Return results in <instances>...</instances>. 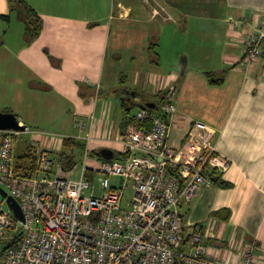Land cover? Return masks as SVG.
Instances as JSON below:
<instances>
[{
  "label": "crops",
  "instance_id": "crops-1",
  "mask_svg": "<svg viewBox=\"0 0 264 264\" xmlns=\"http://www.w3.org/2000/svg\"><path fill=\"white\" fill-rule=\"evenodd\" d=\"M156 1L173 20L154 17L146 0H0V16H10L0 22V112L15 114L40 144L60 135L56 159L87 147L80 122L92 153H121L119 138L136 116L128 112L154 103L162 114L175 90L171 145L181 147L200 121L222 132L218 150L231 162L221 184L184 205V225L203 230L207 245L234 264L257 241L264 264V61L249 71L242 65L264 0ZM25 8L41 21L34 39Z\"/></svg>",
  "mask_w": 264,
  "mask_h": 264
},
{
  "label": "built area",
  "instance_id": "built-area-1",
  "mask_svg": "<svg viewBox=\"0 0 264 264\" xmlns=\"http://www.w3.org/2000/svg\"><path fill=\"white\" fill-rule=\"evenodd\" d=\"M146 2L154 4V17L173 20L156 0ZM261 60L264 18L245 37L242 65L249 71ZM175 96V90L167 95L162 114L140 109L119 138V159L98 167L88 163L86 123L76 124L87 143L78 178L76 164L53 175L56 154L34 149V174L18 175L14 146L21 132H1L0 187L24 214L20 220L0 194V239L14 234L4 264H234L207 245L203 230L183 224L184 205L212 188L211 175L226 173L231 162L218 150L222 132L200 121H193L181 147L171 145ZM258 251L257 241L246 245L240 264H258Z\"/></svg>",
  "mask_w": 264,
  "mask_h": 264
},
{
  "label": "rangeland",
  "instance_id": "rangeland-1",
  "mask_svg": "<svg viewBox=\"0 0 264 264\" xmlns=\"http://www.w3.org/2000/svg\"><path fill=\"white\" fill-rule=\"evenodd\" d=\"M139 111V107H135L133 109L130 110V112H128L129 115L131 116H135ZM157 112H160V108L156 110ZM122 114L124 115L126 112L122 111ZM127 114V113H126ZM118 118V117H117ZM39 137V135H35L33 133H27V132H21V134L19 135V137L17 138V140L15 141V146H14V155L15 158L18 159L20 157H22L23 155H25L27 148L30 146H34L36 148L37 151H51L53 153H57V147H56V142L55 139H60L61 136H54V134H51L50 136H48V139L50 138L51 140V144L49 146H46V144H40L39 141L37 140V138ZM34 140H37V142H34ZM99 151V150H98ZM95 152L90 154L89 158H88V163L93 166V167H98L101 161H105L103 160L100 156H99V152ZM115 152L118 154L119 151L115 150ZM74 158H75V162H76V169L73 172V177L74 178H78L79 177V172L82 169V166L84 164V160H85V149L81 150L79 148L75 149L74 152ZM116 159H119V155L116 156ZM64 162L56 159V168L53 172V175H56L57 173H68V172H64L62 170V168H64ZM117 181L113 180V183H116ZM120 182H117V185ZM100 186H98L97 189V193L100 194ZM14 237L13 232L7 231L6 234L0 239V264H4V255H5V250L6 248L9 246V244L11 243L12 239Z\"/></svg>",
  "mask_w": 264,
  "mask_h": 264
},
{
  "label": "trees",
  "instance_id": "trees-1",
  "mask_svg": "<svg viewBox=\"0 0 264 264\" xmlns=\"http://www.w3.org/2000/svg\"><path fill=\"white\" fill-rule=\"evenodd\" d=\"M20 14L22 15V19L26 22V27H27V34L30 39H34L35 37L38 36L40 29H41V21L40 19L37 18L36 13L34 12L33 9L31 8H25L24 10L20 11ZM10 16H0V22L1 21H9ZM128 106V105H125ZM155 111V110H153ZM134 122V117L127 122L126 125H131ZM69 141L73 140H67L66 145L69 143ZM75 145L80 146L78 142H73ZM116 156L119 155L120 153H116ZM59 160L64 162V168L66 170L71 169L75 165V158L73 155H67L65 152L59 154L58 157ZM15 168H16V173L20 176H31L34 174L35 169H36V156L33 152V148L29 147L25 155L22 157L18 158L15 160ZM211 179L213 181V184H221L220 183V177L218 173H214L211 175ZM225 186V185H224ZM183 224H184V215H183Z\"/></svg>",
  "mask_w": 264,
  "mask_h": 264
},
{
  "label": "water",
  "instance_id": "water-1",
  "mask_svg": "<svg viewBox=\"0 0 264 264\" xmlns=\"http://www.w3.org/2000/svg\"><path fill=\"white\" fill-rule=\"evenodd\" d=\"M131 96L128 100H131L136 96L135 92L128 93ZM140 109H151L154 110L156 108L154 103H147L144 106H139ZM27 130V126L21 125L19 118L10 112H0V132L14 131V132H25ZM99 156L105 161H111L116 158L115 151L112 149H102L99 152ZM0 194L7 199V202L11 208V210L15 213V215L20 219L24 220V214L21 209L20 204L13 197L9 196L8 193L0 187Z\"/></svg>",
  "mask_w": 264,
  "mask_h": 264
}]
</instances>
